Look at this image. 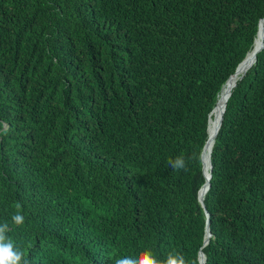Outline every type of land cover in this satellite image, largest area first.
<instances>
[{"label": "trees", "instance_id": "1", "mask_svg": "<svg viewBox=\"0 0 264 264\" xmlns=\"http://www.w3.org/2000/svg\"><path fill=\"white\" fill-rule=\"evenodd\" d=\"M263 18L264 0H0V224L28 264H264V47L198 200Z\"/></svg>", "mask_w": 264, "mask_h": 264}, {"label": "clouds", "instance_id": "2", "mask_svg": "<svg viewBox=\"0 0 264 264\" xmlns=\"http://www.w3.org/2000/svg\"><path fill=\"white\" fill-rule=\"evenodd\" d=\"M169 167L174 171H186L188 158L178 155L168 161ZM12 223L20 226L24 223V216L17 212L11 217ZM10 231L8 222L0 224V264H28L23 250L16 247L8 238ZM113 264H186L180 253H169L164 260L157 259L150 250L140 253L138 256L123 254L113 260Z\"/></svg>", "mask_w": 264, "mask_h": 264}, {"label": "bare ground", "instance_id": "3", "mask_svg": "<svg viewBox=\"0 0 264 264\" xmlns=\"http://www.w3.org/2000/svg\"><path fill=\"white\" fill-rule=\"evenodd\" d=\"M263 25L264 22L261 21L259 24V30L257 33V36L254 40V44L253 47L251 49V52L249 53V55L247 56V58L242 61V64L239 65V68L237 69V71L235 72V74L233 76H231L228 80V82L225 83V85L223 86V88L220 90L218 97H217V101L216 104L213 108L212 111V116L211 118H209V122H208V126H207V139H206V143H205V154L203 156V165L206 169V187H207V183H208V179H209V174H210V163L208 162L209 159V155L211 153L212 147H213V142H214V131L217 128L219 122L221 121V115L226 103V100L229 96V92L230 89L233 87V85L240 79V77H242V75H244L249 68L254 64L255 61V57L257 52L259 51L261 44H262V40H263ZM218 131V130H217ZM203 147V148H204ZM210 161V159H209ZM205 192H206V188L204 190V192L201 194H199V198H203L205 196ZM200 261L203 260L202 255L199 258Z\"/></svg>", "mask_w": 264, "mask_h": 264}, {"label": "water", "instance_id": "4", "mask_svg": "<svg viewBox=\"0 0 264 264\" xmlns=\"http://www.w3.org/2000/svg\"><path fill=\"white\" fill-rule=\"evenodd\" d=\"M261 21H263L264 22V18L263 19H261L260 20V22ZM260 22H259V24H260ZM259 30V29H258ZM258 33V32H257ZM263 34H264V25H263ZM263 41H264V35H263V40H262V44H261V47H260V49H259V51L257 52V54L263 49V47H264V44H263ZM256 54V55H257ZM256 62V57H255V61H254V63ZM242 63V62H241ZM240 63V64H241ZM239 64V65H240ZM239 65H238V67H239ZM238 67L236 68V70H235V72L237 71V69H238ZM235 72H234V74H235ZM233 74V75H234ZM232 75V76H233ZM245 75V74H244ZM244 75H242V77L244 76ZM242 77H240V79L239 80H241L242 79ZM222 89V88H221ZM231 94V93H230ZM230 97V96H229ZM226 106V105H225ZM224 111H225V109H224ZM211 114V113H210ZM223 114H224V112H223ZM223 116V115H222ZM208 122H209V119H208ZM221 123H222V118H221V121H220V126H221ZM220 126H219V128H220ZM219 130V129H218ZM218 133V132H217ZM217 133H216V135H217ZM216 137V136H215ZM205 146V145H204ZM209 163H210V161H209ZM210 171H211V163H210ZM210 178H211V175L209 174V179H208V183H207V187H206V192L208 191V189H209V187H210V184H209V180H210ZM205 183H206V180H205ZM205 183H204V185H205ZM203 185V186H204ZM201 190V189H200ZM206 192H205V194H206ZM198 200H199V203L201 204V206L203 207V198H199V194H198ZM208 217H209V215L206 213V236H205V240H204V245H207L208 244V241H209V239H210V237H211V234H210V231H209V222H208ZM202 255V257H203V261H202V263L199 261V264H205V256H204V254L202 253V252H200V254H199V258H200V256Z\"/></svg>", "mask_w": 264, "mask_h": 264}]
</instances>
